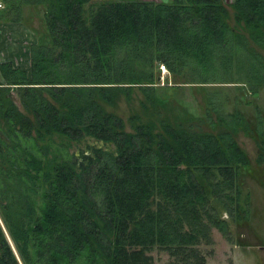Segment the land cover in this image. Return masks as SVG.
Instances as JSON below:
<instances>
[{
    "label": "trees",
    "instance_id": "16d2710c",
    "mask_svg": "<svg viewBox=\"0 0 264 264\" xmlns=\"http://www.w3.org/2000/svg\"><path fill=\"white\" fill-rule=\"evenodd\" d=\"M0 3L3 22L38 9L44 26L28 70L0 62V218L17 253L0 227V264H153L154 249L202 264L212 228L228 237L223 215L239 221L249 207L239 113L155 111L127 126L114 107L135 89L159 107L161 65L183 84L257 94L264 0Z\"/></svg>",
    "mask_w": 264,
    "mask_h": 264
},
{
    "label": "rangeland",
    "instance_id": "374dc122",
    "mask_svg": "<svg viewBox=\"0 0 264 264\" xmlns=\"http://www.w3.org/2000/svg\"><path fill=\"white\" fill-rule=\"evenodd\" d=\"M231 1L225 0L226 3ZM41 15V10L38 9L25 10L23 25L19 26L22 33L9 34L10 38L5 42L8 45L4 46L3 50L7 55L0 56L1 61L12 56L8 54L11 52L10 47L14 49L18 47L20 51L16 54L17 63L13 60L9 62L15 66H23L29 53L30 42L44 31ZM2 22L0 20V26ZM21 49L24 51L21 52ZM181 82L177 76L170 75L166 68L164 70L160 68L157 81L153 85L154 94L151 96L162 103L159 107L143 106L147 102L141 92L135 89L129 99L117 97L119 101L116 100L114 111L123 116L127 126L131 114H137V119L141 121H150L155 119V111L160 112V117L174 118L190 114L203 118L206 109L211 108V105L216 107L219 105L220 112L239 113L240 128L235 130L234 139L248 159L239 176L243 188L242 197L249 193L247 214L239 221H234L224 214L223 217L229 223L228 237L212 228L209 240L206 243L202 242L199 248L204 258L202 264H264V155L263 158L259 157L261 144L255 139L257 132L252 131L257 128L264 136V88L257 94H252L246 87H237L234 84L196 85ZM17 104L19 105L18 99ZM208 121L205 119V128L210 130L207 126ZM241 126H248L249 129H242ZM0 227L15 251L1 218ZM151 255L153 264H179L160 249H154Z\"/></svg>",
    "mask_w": 264,
    "mask_h": 264
},
{
    "label": "crops",
    "instance_id": "0c3cea01",
    "mask_svg": "<svg viewBox=\"0 0 264 264\" xmlns=\"http://www.w3.org/2000/svg\"><path fill=\"white\" fill-rule=\"evenodd\" d=\"M152 1V0H150ZM155 1V0H154ZM157 1H163V2H168L170 0H157ZM23 25V23H14V22H2V25L0 26V56H4V55H7V53L4 54V46H7L8 44L5 42H7L6 40L10 38L9 34H12L13 32H15L16 34L17 33H22V30L19 28V26ZM22 27V26H21ZM13 35V34H12ZM36 41V39L33 41V42H30L31 43H34ZM29 44V45H30ZM10 50L11 52H9L8 54L11 56V57H8V59H3L2 61H15V59L17 58L16 54L19 50V48H13V47H10ZM28 50H29V47H28ZM24 51V49H21V52ZM27 51V50H26ZM0 60V62H2ZM17 63V61H15ZM25 70H28L29 69V53L27 55V58L26 60L23 62V66H19ZM28 67V69H26Z\"/></svg>",
    "mask_w": 264,
    "mask_h": 264
},
{
    "label": "built area",
    "instance_id": "2783aa9c",
    "mask_svg": "<svg viewBox=\"0 0 264 264\" xmlns=\"http://www.w3.org/2000/svg\"><path fill=\"white\" fill-rule=\"evenodd\" d=\"M3 7V5H2V3H0V8H2ZM161 68L164 70L165 69V67L163 66V65H161Z\"/></svg>",
    "mask_w": 264,
    "mask_h": 264
}]
</instances>
